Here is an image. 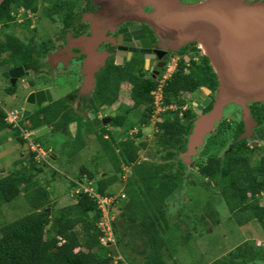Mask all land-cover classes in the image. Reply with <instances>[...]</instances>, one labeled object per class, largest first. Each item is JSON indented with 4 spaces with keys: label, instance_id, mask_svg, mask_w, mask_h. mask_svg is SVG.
Instances as JSON below:
<instances>
[{
    "label": "trees",
    "instance_id": "trees-1",
    "mask_svg": "<svg viewBox=\"0 0 264 264\" xmlns=\"http://www.w3.org/2000/svg\"><path fill=\"white\" fill-rule=\"evenodd\" d=\"M36 4L37 0H0V24L3 29L12 26L10 22L14 19L13 15L16 14L18 6L22 7L27 15L36 12ZM192 50L196 51L192 56L184 48L180 51L175 70L161 87L162 104L167 107L173 105L175 109L163 111L154 124L150 157L160 158V163L138 161V152L144 151L148 146L145 140L138 141L142 133L141 127L150 123L155 110L152 92L156 90L159 82L154 79L141 80L129 71L112 68L104 71L102 81L99 82L98 98L101 104L106 106H111L117 101L120 84L127 82L131 109L140 113L139 118L130 123L127 122L126 116L112 118V128L123 129L124 136L126 130L138 127L133 137L127 136L115 142L111 136H97L100 144L112 153L113 157L109 160L113 164L114 173L110 174L111 176L108 173L97 175L98 171L84 167L78 172V188L85 182L84 187H93L90 189L101 196H114V192L110 191L112 185L124 187L123 193L117 196L110 206V212L114 215L111 225L115 244H101L103 235L98 228L101 213L96 201L88 193L83 192L81 188L71 195L69 205L57 207L55 202L51 203L47 187L42 185L38 178L44 169L33 161V168L30 170V164L24 165L22 159L18 165L13 162L11 168L5 171L6 175L3 172L0 174V208L20 194L26 197L36 196L39 202L21 218L0 224V264H122V260L113 263V256L119 254L118 234L122 232L119 230L118 220H134L133 217L137 215L136 208L141 209L142 206L150 209L152 216L139 215L138 227L144 234L141 240L143 249L139 252L136 249L131 253H147V256L149 254L151 257L146 261L147 264H163L161 251L164 243L154 220L158 216L165 219L168 200L182 184L184 177H187L182 170L184 163L180 153L186 149L187 137L196 118L191 103L195 101L194 98L201 88L214 92L217 86L216 76L208 59L203 55L198 56L199 50L195 47ZM3 52L8 53L6 61L14 66L19 65V60L30 58L29 50L19 42L14 30L0 39V53ZM186 56L189 58L187 61ZM186 105L190 107L182 110ZM210 107L208 105L205 111ZM65 109L63 99L52 105L37 108L29 117V126L26 128L32 131L48 126L61 112H66ZM5 117V113L0 109V132H11L18 145L26 144L19 130L8 124ZM254 117L258 124L264 123V105L262 109L254 112ZM69 119L70 117L66 120L62 117L53 126V131L64 128ZM241 133L240 121L229 124L223 121L216 133L207 138L201 152V160L195 162V168L197 174L216 189L231 214L240 216L244 223L254 220L264 225V196L263 200L258 196L259 193H264V149L257 147L249 150L247 140L238 138ZM257 135L259 145L264 147V129L261 133L257 132ZM229 140L231 146L223 156L220 155L219 152ZM35 141L38 142V139ZM44 151L47 152V148L44 147ZM34 156L35 153L31 155L32 158ZM251 156L258 158L251 159ZM124 167H134L132 173L136 178L128 177L126 181H122ZM49 173L51 175V171ZM54 177L52 174V178ZM189 184L194 185V182L190 181ZM121 200H126L125 208L120 206ZM48 209L50 212H47ZM138 219L136 216L134 221ZM244 245L229 252L220 263L264 262V253L246 250Z\"/></svg>",
    "mask_w": 264,
    "mask_h": 264
},
{
    "label": "rangeland",
    "instance_id": "rangeland-1",
    "mask_svg": "<svg viewBox=\"0 0 264 264\" xmlns=\"http://www.w3.org/2000/svg\"><path fill=\"white\" fill-rule=\"evenodd\" d=\"M181 1L185 4H189L198 0ZM54 12H58V10L51 7L48 10H40L37 16H32L31 19L34 23L33 25L36 24V29L35 31H25V36L33 38L34 35H37L39 39H50L56 32L53 20H51V17L55 16L53 15ZM59 14L61 13L59 12ZM173 71L174 62L170 64V67L165 72V77L168 78ZM1 83L2 85L6 84L3 81H1ZM123 86H127V82H122V87ZM127 89L130 91L128 86L124 89L121 88L117 98L121 100L125 99L124 92ZM203 90L204 88H201L200 91L203 92ZM25 94L26 93H23L19 98V88L14 97L6 96L0 92V105L8 113L17 111L19 115H21ZM198 94L199 93H197L194 98L195 101L191 103V107L194 111V104L197 102L200 103L201 101ZM126 104L130 103H125L120 106L117 113L120 116H126L127 122L130 123L133 120H137L140 113L137 110L126 113ZM189 107L190 105L184 106L185 109ZM155 111L153 112V116H156ZM238 112L239 110L235 107H227L223 119L233 123L239 118L237 115ZM156 120L157 118H151L149 126L147 125L141 128L142 133L138 141L145 140L148 146L144 151L141 150L138 152V161L140 162H161L158 157L154 159L150 157V145L153 132L155 131L154 122ZM20 124L23 128L27 127L23 125L24 122L22 120H20ZM65 127L67 132L64 134L58 133L57 129L52 134H49L47 130L44 129L43 131H35L36 133L32 137L33 139H38L43 150L45 147V149L50 148L53 151L50 155L45 152L44 160H36V163L44 169V172L38 176L40 183L47 187L50 195L49 199H51V203L55 202L57 207L69 205L71 203V195L80 190L83 184H86L83 182L85 179H81L83 180V184L81 183L79 188L77 186L80 168L94 169L98 171L97 175L104 173L112 175V173H114L113 164L109 160L110 157H113L112 153L100 144L95 134L91 133V129L85 130L84 127L77 125L72 127L68 123ZM216 127L217 125L215 126V130ZM137 128L138 127L133 130L129 129L126 131L125 136L122 134L123 129L111 128V130H109V135L113 137L115 142H118L126 138L129 134L136 133ZM26 130L29 131L27 128ZM209 136L210 135L206 137L205 142ZM108 142L111 143V140ZM230 143L231 140L227 141L224 149L219 152L220 155H224ZM204 145L201 149L197 150L194 156L186 160V164H184L182 170L183 173L187 174V177H184L182 184L179 185L170 200H168L167 208L165 209L166 212L164 214L165 221L159 216L154 220L159 227V233L164 243V247L161 251L163 264H221V259L227 257L226 255L229 252L235 251V249L242 244H245L244 249L246 250L252 249L258 253H264V225L256 223L254 220L244 223L241 221L242 219L240 216L231 214L216 189L208 185L207 182L197 174L195 162L197 158L202 157L201 152L204 149ZM42 148L38 147L40 150H42ZM20 153V147L11 135V132H0V174L2 172L6 173L5 171L11 168L13 162L17 165L21 162ZM133 168H123L124 172L121 175L122 181H126L128 177L129 179L131 177V179L136 178L134 173H132ZM173 168L175 169L176 166L174 165ZM49 171H51V175ZM52 174L55 175L54 178H52ZM190 181H193L194 185L189 184ZM88 187L93 189L91 186ZM123 189L124 187L118 184L110 187V191H113L115 196L118 197L123 193ZM35 197L36 196L33 197L31 195L26 197L20 194L16 199L4 204L0 208V224L11 222L28 214L33 205L39 202ZM126 204V200H121L120 206L125 208ZM146 208L145 206H142L141 209L140 207L136 208L137 219L140 214L152 216L150 209ZM47 211L50 212V209ZM136 216L135 218L133 217L134 220ZM134 220L131 221L125 218L118 220V225L120 226L119 230L121 229L122 232L118 234L119 246L117 250L119 254L113 256V263H116L120 258L124 260L123 263L125 264H147L146 261L151 258L149 254L147 256V253L146 255L131 253V251H135L136 249H138V252L143 249L141 240L144 234L140 230V227H138L140 219ZM254 264L260 263L256 262ZM262 264H264V262H262Z\"/></svg>",
    "mask_w": 264,
    "mask_h": 264
},
{
    "label": "flooded vegetation",
    "instance_id": "flooded-vegetation-1",
    "mask_svg": "<svg viewBox=\"0 0 264 264\" xmlns=\"http://www.w3.org/2000/svg\"><path fill=\"white\" fill-rule=\"evenodd\" d=\"M247 1L264 2V0ZM139 3L140 0H37L36 12L26 15L24 9L18 6L16 14L13 15L14 19L10 22L12 26L3 29V25L0 24V39L14 30V33L19 37V42L29 50L30 54L29 60H19V65L14 66L11 62L6 61L7 52L0 53V80L6 83L2 85L0 81L1 93L14 97L19 88V98L23 93H26L23 98L24 106L28 95L35 91L51 88L67 89L66 93L58 99L65 100L66 112H61L50 125L30 131L31 141L38 147L42 148L41 144L32 138L35 131L45 129L49 134H52L53 126L62 117L65 120L70 117L67 123L72 127L77 125L84 127L85 130L91 129V133L96 137L101 135L103 138H108L109 130L112 128V118L118 115L120 106L130 103L125 105L126 113L135 110L131 109L128 89L124 92L125 99L118 98L111 106L100 104L99 82L102 81L107 68L129 71L141 80L154 79L164 83L167 79L164 75L165 72L173 62L175 70L180 51L183 48L189 55H195L196 51L192 50L193 47L198 49L195 44H188L176 52L164 48L145 22L146 16L155 11L148 6L140 8ZM51 7L58 10V12H54L55 16L51 17L56 28L52 37L48 40L39 39L37 35H34L33 38L30 37L31 39L26 37L25 31H35L36 29V24L33 25L31 19L32 16H37L40 10H48ZM197 54L198 56L202 55L200 50ZM18 67L21 69L19 78L3 76L5 72ZM121 88L124 89L127 86L122 87L121 83L119 90ZM209 97L211 102L208 105L211 106L213 96ZM58 100L43 103L40 107L52 105ZM263 105L264 102H252L248 106L250 116L255 122L250 136L243 138L247 140L249 150L257 147L264 149L259 145L257 135V132L261 133V130L264 129V123L258 124L254 117V112L257 109H262ZM40 107L34 105L33 110L26 118H22V107L19 125L22 120L24 126H29V117ZM206 107L202 114L211 109L210 107L208 111H205ZM89 114H92L93 118H90ZM237 115L239 117L240 112ZM93 121H98L97 126L93 124ZM223 121L225 120L222 119L220 123L218 122L215 132L210 135L216 133ZM239 121V118L235 120L237 123ZM225 122L231 123L230 121ZM241 124L242 133L239 137L244 134L245 128L244 123L241 122ZM137 131L138 128L136 133ZM66 132L65 127L58 130V133L61 134ZM136 133H131L128 136L131 138ZM19 147L24 165L29 163V160L36 161L35 156L31 157L34 151L29 143L19 144ZM52 152L50 148L47 149L49 155ZM186 152L185 149L180 153L182 161L188 159L183 156ZM250 158L255 159L258 156ZM199 159L200 157L197 158V160ZM103 175L101 174V176ZM258 196L263 200L264 193H259Z\"/></svg>",
    "mask_w": 264,
    "mask_h": 264
},
{
    "label": "water",
    "instance_id": "water-1",
    "mask_svg": "<svg viewBox=\"0 0 264 264\" xmlns=\"http://www.w3.org/2000/svg\"><path fill=\"white\" fill-rule=\"evenodd\" d=\"M139 5L155 11L146 16L145 22L164 48L176 52L188 44H195L216 76L215 91L204 88L199 93L201 102L194 104L196 118L183 156L190 158L203 147L206 137L215 132V126L223 119L227 107H235L240 112L239 119L245 128L239 140L249 137L255 122L248 106L252 102H264V2L198 0L185 4L181 0H140ZM19 70V67L12 69L3 76L19 78ZM66 91L51 88L30 93L22 118L28 117L34 105L40 107L58 100ZM209 96H213L211 109L202 114L211 102ZM89 116L93 118L92 114ZM93 124L97 126L98 121ZM31 162L27 163L30 170L33 168ZM183 163L186 164V159Z\"/></svg>",
    "mask_w": 264,
    "mask_h": 264
},
{
    "label": "built area",
    "instance_id": "built-area-1",
    "mask_svg": "<svg viewBox=\"0 0 264 264\" xmlns=\"http://www.w3.org/2000/svg\"><path fill=\"white\" fill-rule=\"evenodd\" d=\"M161 87H162V82H159L156 90L154 92H152V95L154 96V107L156 108V116L152 115V118L154 117L155 119L157 118L156 121L159 120V116L160 114L169 109V110H174L175 106L170 105V106H164L162 104V91H161ZM182 110H185L184 107H182ZM181 115V114H180ZM18 112L17 111H13V112H6V121L10 124H12L14 127H18ZM155 121V122H156ZM154 122V123H155ZM23 137L28 141L31 149L36 153L35 159L37 161L44 160V156L45 153L38 149V146L31 141L30 139V134L27 133L26 131H22ZM81 188L83 189V192L88 193L89 196L94 199L96 201L97 207L100 210L101 213V217L100 220L98 222V228L100 230V232L102 233V239L101 244L103 245H109V244H115V240H114V235H113V231H112V221L114 220V215L111 214L110 212V206L111 204L114 202V200L117 198V196H101L99 194H96L92 189L90 188H86L81 186ZM118 260H122V259H118ZM124 261L122 260V264Z\"/></svg>",
    "mask_w": 264,
    "mask_h": 264
},
{
    "label": "clouds",
    "instance_id": "clouds-1",
    "mask_svg": "<svg viewBox=\"0 0 264 264\" xmlns=\"http://www.w3.org/2000/svg\"><path fill=\"white\" fill-rule=\"evenodd\" d=\"M163 83V82H162ZM195 104H197V103H195ZM195 108V107H194ZM0 109L5 113V115H6V110H4L2 107H1V105H0ZM18 115H19V112H18ZM153 115V114H152ZM151 118H152V116H151ZM151 118H150V120H151ZM5 121H6V117H5ZM7 122V121H6ZM8 123V122H7ZM156 123V122H155ZM154 123V124H155ZM8 124H10V123H8ZM10 125H12V124H10ZM18 126H19V128L18 127H14L13 125H12V127L13 128H16V129H18L19 130V133H20V136L22 137V139L23 140H25L27 143L26 144H28V141L23 137V134H22V131H26L27 133H29L30 134V131H27V130H25L23 127H21V125H19V118H18ZM30 139H31V136H30ZM42 151L45 153V151L42 149ZM35 153V152H34ZM35 156H36V153H35Z\"/></svg>",
    "mask_w": 264,
    "mask_h": 264
}]
</instances>
